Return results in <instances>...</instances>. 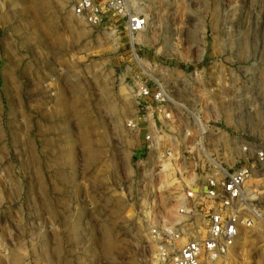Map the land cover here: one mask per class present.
Wrapping results in <instances>:
<instances>
[{"label": "rangeland", "instance_id": "374dc122", "mask_svg": "<svg viewBox=\"0 0 264 264\" xmlns=\"http://www.w3.org/2000/svg\"><path fill=\"white\" fill-rule=\"evenodd\" d=\"M135 1L148 26L131 39L74 0H0V264H153L148 232L174 222L179 191L138 184L140 86L191 87L241 131L264 125V0ZM227 264H264L263 222Z\"/></svg>", "mask_w": 264, "mask_h": 264}, {"label": "built area", "instance_id": "2783aa9c", "mask_svg": "<svg viewBox=\"0 0 264 264\" xmlns=\"http://www.w3.org/2000/svg\"><path fill=\"white\" fill-rule=\"evenodd\" d=\"M72 13L94 29L120 26L131 39L148 26L135 0H74ZM193 91L142 85L127 123L143 138L138 184L155 192L162 179L179 191L174 222L157 220L148 232L153 264H227L243 233L264 225V190L247 185L255 165L264 172V125L241 131L230 114L187 95Z\"/></svg>", "mask_w": 264, "mask_h": 264}]
</instances>
